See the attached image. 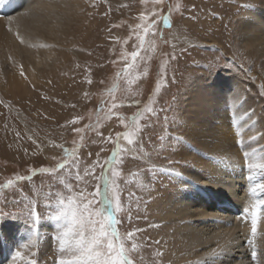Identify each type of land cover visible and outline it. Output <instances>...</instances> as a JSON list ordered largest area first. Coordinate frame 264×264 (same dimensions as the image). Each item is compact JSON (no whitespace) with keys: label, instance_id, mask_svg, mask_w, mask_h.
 Here are the masks:
<instances>
[{"label":"rangeland","instance_id":"374dc122","mask_svg":"<svg viewBox=\"0 0 264 264\" xmlns=\"http://www.w3.org/2000/svg\"><path fill=\"white\" fill-rule=\"evenodd\" d=\"M57 1L65 2L57 9L65 31H54L55 42L28 38L19 18L0 22L11 33L8 42L51 53L29 68L26 55L6 50L0 29V237L13 252L9 259L59 264L71 258L60 250L61 229L51 219L56 203L78 195L98 199L89 194L102 183L101 166L120 134L113 165L120 173L119 235L133 264H169L149 231L150 198L153 188L167 189L164 181L169 191L176 187L165 166L186 170L187 153L200 154L201 139L188 135L190 124L211 125L226 110L247 131L232 145L240 166L245 152L264 153V0ZM149 101L154 111L139 119L129 145L123 133L132 131V117ZM66 148L75 154L66 156ZM8 180L14 183L3 187Z\"/></svg>","mask_w":264,"mask_h":264},{"label":"bare ground","instance_id":"6f19581e","mask_svg":"<svg viewBox=\"0 0 264 264\" xmlns=\"http://www.w3.org/2000/svg\"><path fill=\"white\" fill-rule=\"evenodd\" d=\"M24 1L27 3H20ZM62 2L4 0L0 3V22L19 18L22 27L29 33L28 38L34 37L32 39L35 40L40 36V39L55 42V37L59 36L54 35V31L57 34L59 30L65 31L60 27L63 23L61 12L57 11ZM0 29L6 50L26 55L27 58H24L30 63L29 68L40 66L46 58L49 59L51 53L48 51L41 52L8 42L11 33L6 32L1 24ZM258 33L261 35L263 32L259 30ZM36 69L39 71V67ZM27 74L32 77L34 73L28 69ZM211 122L214 125L205 122V125L192 123L189 126L191 133L188 131V135L194 140L197 137L201 139L200 154L194 151L187 153L191 166L186 170L165 166L176 187L173 192L169 191L171 185L164 181L161 185H167V189L153 188L149 231L169 264H264V208L257 210L255 237L251 233L250 215L252 204L256 199H264V193L258 197L251 195L253 181L248 179L247 167L240 166L244 161L238 149L232 147L234 140L247 131L244 132V125L240 126L243 124L240 117L226 110L218 112L214 122ZM245 208L249 209L248 213H245ZM3 240L0 237V264H14L9 259L13 252L9 250L10 246L4 247ZM249 241L256 246L254 261L251 259L253 244Z\"/></svg>","mask_w":264,"mask_h":264},{"label":"snow or ice","instance_id":"6c2138e0","mask_svg":"<svg viewBox=\"0 0 264 264\" xmlns=\"http://www.w3.org/2000/svg\"><path fill=\"white\" fill-rule=\"evenodd\" d=\"M3 2L4 0H0V3ZM158 2H162V0H158ZM169 16L162 17L165 26H170ZM154 27V23L149 25V28ZM149 28L144 29L145 33H148ZM140 40L141 45H143L144 38L140 37ZM131 56L135 62L138 53L134 51ZM133 66L132 64L127 65L126 70L131 69ZM21 75H23V72H21ZM159 89L160 85L157 83L156 90L159 91ZM150 105L151 101H149V106L144 109L143 113L140 111L136 112L135 116L132 117L134 125L132 131L123 133V138L129 145L135 143L133 137L139 128V119L144 113H153L154 109ZM116 107L117 105H112V108ZM76 131L79 132L80 129H76ZM119 136L120 134H117L112 154L101 166L102 171L98 180L102 181V183L98 182L95 185V190L89 194L93 198L98 197V199H88L85 202V198L82 195H78L60 198L56 203V211L51 219L57 221V227L61 229L57 236L60 250L62 252L68 251L71 254L70 259L61 260L59 264H133L129 254L130 250L126 247L125 240L119 235L118 221L115 216V213L121 210V203L116 195L115 184V177L119 176L120 173L113 167L120 158ZM75 152V148L65 149L66 156H72ZM244 156L246 158V167L249 171L248 179L253 181L250 193L253 197H258L261 193H264V156L256 155L255 150L252 153L245 152ZM57 167L63 169L65 164H59ZM105 168L107 169L106 171ZM40 171L47 173L54 170L41 168ZM84 171L85 174H88L90 169L86 168ZM79 178V171L77 170V179ZM23 179L25 177H17V180ZM13 183V180H8L3 187H9ZM71 187L72 185L69 184L68 188L71 189ZM262 208H264V199H256L251 206V233L253 237L257 233V210ZM244 211L248 213L249 209L245 208ZM32 215L38 219L35 211H33ZM128 236L131 238L133 233H129ZM249 242L253 244L252 256L256 258V246L253 241ZM136 247V244H132V250H135ZM213 254H216L215 250ZM15 256L20 257L21 253L17 251Z\"/></svg>","mask_w":264,"mask_h":264}]
</instances>
